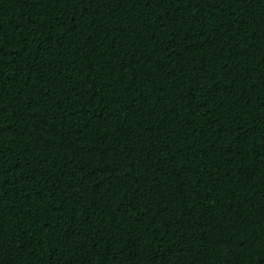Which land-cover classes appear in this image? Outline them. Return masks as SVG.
Returning a JSON list of instances; mask_svg holds the SVG:
<instances>
[{
    "label": "trees",
    "instance_id": "1",
    "mask_svg": "<svg viewBox=\"0 0 264 264\" xmlns=\"http://www.w3.org/2000/svg\"><path fill=\"white\" fill-rule=\"evenodd\" d=\"M0 264H264V0H0Z\"/></svg>",
    "mask_w": 264,
    "mask_h": 264
}]
</instances>
